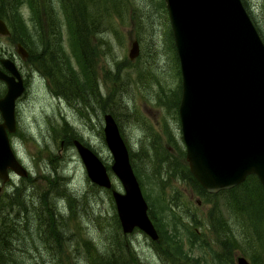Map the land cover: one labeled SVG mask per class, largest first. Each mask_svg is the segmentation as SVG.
<instances>
[{"label": "rangeland", "instance_id": "rangeland-1", "mask_svg": "<svg viewBox=\"0 0 264 264\" xmlns=\"http://www.w3.org/2000/svg\"><path fill=\"white\" fill-rule=\"evenodd\" d=\"M92 1H87V11L105 15L103 24L93 25L85 46L90 75L79 64V49L68 32L63 30L60 38L74 76L87 83L77 97L62 83L67 72L59 66L57 49L52 50L45 14L36 19L26 6L18 10L27 36L37 42L33 62L15 54V40L22 39L19 22L13 17L5 21L11 35L0 36V57H11L26 83L15 101V129L8 141L27 175L10 174L4 184L0 180V220L8 226L14 217L11 208H23L17 216L22 217L19 242L13 256L10 247L0 264H12V258L16 264H89L88 247L114 258L123 249L129 258L116 259V264H181L172 259L178 260L175 244L180 258L190 256L187 264H195L194 259L198 264H235L237 257L264 264V224L252 230L249 219L234 209L248 208L247 196L259 198L254 179L209 195L199 192L187 174L177 117L179 69L162 0H98L96 7ZM243 2L264 41V0ZM132 41L138 54L129 60ZM105 114L114 120L127 150L158 235L155 244L135 229L122 236L110 191L88 180L72 146L77 141L87 147L105 168L110 189L122 193L109 170L112 159L102 133ZM16 189L11 203L7 198ZM260 198L264 208V191ZM47 213L57 239L43 223L50 219ZM220 232L232 242L229 255L220 251Z\"/></svg>", "mask_w": 264, "mask_h": 264}, {"label": "water", "instance_id": "water-1", "mask_svg": "<svg viewBox=\"0 0 264 264\" xmlns=\"http://www.w3.org/2000/svg\"><path fill=\"white\" fill-rule=\"evenodd\" d=\"M180 76L177 104L180 138L190 176L207 194L231 190L249 176L264 189V45L240 0H162ZM8 30L0 20V36ZM23 60L25 50L16 45ZM138 45L132 41L127 58ZM0 180L27 175L8 141L15 129V101L24 92L12 61L0 60ZM103 140L111 156V174L122 193L110 189L105 168L77 141L72 146L88 180L109 190L123 236L134 229L151 242L158 235L131 170L128 153L116 124L103 115ZM235 264H248L237 257Z\"/></svg>", "mask_w": 264, "mask_h": 264}, {"label": "trees", "instance_id": "trees-1", "mask_svg": "<svg viewBox=\"0 0 264 264\" xmlns=\"http://www.w3.org/2000/svg\"><path fill=\"white\" fill-rule=\"evenodd\" d=\"M38 1L44 3L46 9L42 11L38 4ZM87 1L88 0H0V20L3 21L5 24V21L10 22L11 20L10 18L13 17L19 22L17 25L20 28V30H22V39L15 40V43L19 44L20 47H22L24 50L26 49L25 52L27 54V58H26L27 61H32V62L34 61V54L36 52L35 49H37V42L33 39L31 40V38L27 36L26 27L24 25V22L20 19L18 15V10L21 6L22 7L26 6L29 12L33 16H36V19H38V14L40 13L41 15L45 14V17L47 19L48 26H49L48 36L51 37L49 41L53 40L52 50L54 48L57 49L54 52H56L57 54H60V57L58 58L60 61L59 66H63V69L67 72V75L65 74V76H63L62 83H64V85L70 89L69 90L70 95L76 96V97L84 93L85 85L87 83L81 84L79 80L76 78V76H74V73L71 70L70 65L68 63L69 62L68 58H66L62 54V46L60 44V38H61V33L63 30L65 32H68V34L70 35V38L72 37L73 45L77 46V48L79 49V52H80L79 64H81V67H83L86 71L88 69V73H89L90 67H88V61L85 57V53H86L85 46H87L88 44L87 42L89 38L94 34L93 25L96 26V25H99L100 23L103 24L104 23L103 19H104L105 14L103 12V15H102L101 12L99 11L97 12L96 10H94L95 14H90V12H88L85 7L87 5ZM97 1L98 0L92 1L93 7H96V5H98L96 4ZM240 1L242 3V6L245 9V4L243 0H240ZM248 17L250 21L252 22L261 42L264 45V41L261 38V35L259 34L257 28L255 27L252 19L250 18L249 15ZM59 18L61 19L63 18L62 23L59 22V20H57ZM7 24L8 23H6L5 25ZM10 35L11 34L9 32V36ZM169 39H170V47L172 50H174L170 33H169ZM49 53L50 55L52 54L51 52ZM175 58H176V55H175ZM90 81L92 82V78L90 79ZM73 87H75V89H73ZM187 174L189 176V179L192 181V183L197 188V190L203 194H206L204 190L190 176L189 172ZM251 179H254L253 182L255 186L258 187L256 189L258 190L259 198H256L253 200L251 196L250 197L247 196L245 198V201L247 198H251V201H246L248 208H234V209L236 212L242 214L245 219H249L250 221L249 227L252 230H254L255 228L257 230L258 229L256 227L257 225L264 224V208H260V206H262V201H263L260 197L264 189L260 187V185L257 183V180L252 176L247 177L244 183L248 182L249 180L251 181ZM16 192H17V189L15 190L14 193H12L7 198L11 200V203H13L16 200V197L14 195ZM253 203L258 204L259 206H254L253 208H251V204ZM11 209L14 212V217L10 219V221L8 222V226H6L5 222L0 220V226L1 227L3 226L2 228H0L1 229L0 231V263L1 261H4L2 257H5V254L7 253V251H9L8 248L10 247L12 248L11 250L12 254L10 256H13V252H14L13 248H15L14 245L18 244L19 242L18 237L20 236V228H22V217H17L19 214H22V210H23L22 204H20L18 208H11ZM47 214L50 219L47 220V222L45 220L43 223L46 225V228L50 229V232L54 233L55 239H57L59 234L56 231H54V227H55L54 220L51 219L52 216L49 215V213ZM49 223L51 225H49ZM217 234H221V237H222V241L219 244V247H221L220 251L224 252L226 255H229V250L231 251L233 249V246L231 244L232 242H230V237L227 234L222 233V232L217 233ZM175 248L177 249L176 256L178 257V260H176L175 258H172L173 262L175 263L179 261L181 262V264H187V261H189L190 256H182V258H180L181 250L179 246H177L176 244H175ZM88 251L89 252H87L86 259L89 264H116V259L122 261L124 259L128 260L129 258L127 252H125L123 249L120 252H118L116 258H114L113 254L109 256L108 255L105 256L102 253H98L97 250L90 248V247H88ZM173 254L175 253H172V255ZM14 261H17V260L12 258L11 263L16 264V262ZM194 262L195 264H198L197 259H194Z\"/></svg>", "mask_w": 264, "mask_h": 264}, {"label": "flooded vegetation", "instance_id": "flooded-vegetation-1", "mask_svg": "<svg viewBox=\"0 0 264 264\" xmlns=\"http://www.w3.org/2000/svg\"><path fill=\"white\" fill-rule=\"evenodd\" d=\"M6 26V25H5ZM7 28V27H6ZM7 30H8V28H7ZM9 36V32H8V35L6 36V37H8ZM16 45H18V44H15V47H16ZM16 54V53H15ZM17 55V54H16ZM18 56V55H17ZM19 57V56H18ZM3 58H6V59H9L10 61H12L13 62V60H12V58L10 57V58H7V57H0V60L1 59H3ZM26 58H27V55H26ZM25 58V59H26ZM19 59L20 60H22L20 57H19ZM25 59H23V60H25ZM14 63V62H13ZM15 65V64H14ZM15 67H16V65H15ZM16 69H17V71H18V68L16 67ZM0 71L2 72V73H4V74H6V75H8V73L1 67V65H0ZM18 73H19V71H18ZM19 75H20V73H19ZM20 78H21V81H22V85H23V88H24V90H25V87H26V83H25V80H24V78H23V76H21L20 75ZM0 87H1V90H0V98L4 95V93H5V86H4V84L2 83V82H0ZM14 118H15V114H14ZM229 191V190H228ZM222 192H224V191H222ZM218 193H220V192H218ZM218 193H216V194H218ZM207 194V193H206ZM216 194H209V195H216ZM155 229V228H154Z\"/></svg>", "mask_w": 264, "mask_h": 264}]
</instances>
